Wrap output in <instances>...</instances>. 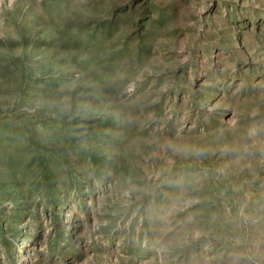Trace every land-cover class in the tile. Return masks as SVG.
<instances>
[{
    "label": "rangeland",
    "instance_id": "rangeland-1",
    "mask_svg": "<svg viewBox=\"0 0 264 264\" xmlns=\"http://www.w3.org/2000/svg\"><path fill=\"white\" fill-rule=\"evenodd\" d=\"M0 264H264V0H0Z\"/></svg>",
    "mask_w": 264,
    "mask_h": 264
}]
</instances>
